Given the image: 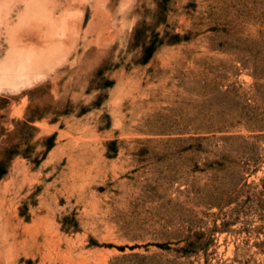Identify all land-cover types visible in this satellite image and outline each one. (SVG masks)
I'll use <instances>...</instances> for the list:
<instances>
[{"label": "rangeland", "instance_id": "rangeland-1", "mask_svg": "<svg viewBox=\"0 0 264 264\" xmlns=\"http://www.w3.org/2000/svg\"><path fill=\"white\" fill-rule=\"evenodd\" d=\"M0 264H264V0H0Z\"/></svg>", "mask_w": 264, "mask_h": 264}]
</instances>
